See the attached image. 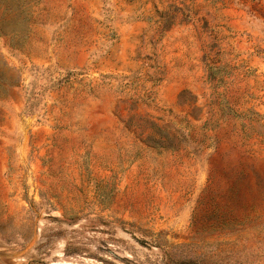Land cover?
Listing matches in <instances>:
<instances>
[{
	"label": "rangeland",
	"instance_id": "obj_1",
	"mask_svg": "<svg viewBox=\"0 0 264 264\" xmlns=\"http://www.w3.org/2000/svg\"><path fill=\"white\" fill-rule=\"evenodd\" d=\"M0 264H264V0H0Z\"/></svg>",
	"mask_w": 264,
	"mask_h": 264
}]
</instances>
